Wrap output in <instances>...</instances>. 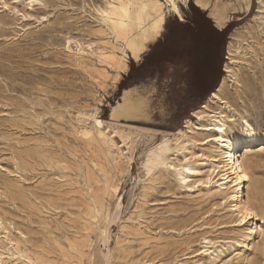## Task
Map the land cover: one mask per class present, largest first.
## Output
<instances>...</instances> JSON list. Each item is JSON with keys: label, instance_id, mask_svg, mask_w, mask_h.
<instances>
[{"label": "rangeland", "instance_id": "374dc122", "mask_svg": "<svg viewBox=\"0 0 264 264\" xmlns=\"http://www.w3.org/2000/svg\"><path fill=\"white\" fill-rule=\"evenodd\" d=\"M107 1L0 0L4 264H264V235L257 242L251 237L255 224L264 228V0L255 5L251 0H207L210 9L226 10L228 49L231 41L244 47L230 64L237 83L228 81L221 93L231 108L226 110L229 130H238L246 117L259 132L251 145L256 155L250 197L257 216L243 225L236 223L242 218L234 210L236 190L215 189V178L209 179L216 155L212 144L195 148L202 157L189 154L200 171L188 184L173 169L155 170L149 177L144 166L149 149L164 133L173 137L186 119L197 121L193 112L227 74L228 50L219 80L212 84L194 83L191 64L179 59L160 63L142 80L125 79L131 62L139 64L151 44L140 59L127 58L129 69L115 83L110 65L93 55L80 58L88 43L111 47L99 12ZM191 2L198 6L195 0L179 1L184 19L195 13ZM175 19L181 20L168 12L167 23ZM134 86L151 98V114L117 124L132 132L129 168L123 161L112 162L95 137L82 135L77 114L98 107L101 118L109 120L111 106ZM211 108L224 110L219 103ZM115 140L122 145L119 137ZM113 156L120 160L117 152ZM109 184L118 187L121 205ZM205 237L214 242L212 253L200 255Z\"/></svg>", "mask_w": 264, "mask_h": 264}, {"label": "bare ground", "instance_id": "6f19581e", "mask_svg": "<svg viewBox=\"0 0 264 264\" xmlns=\"http://www.w3.org/2000/svg\"><path fill=\"white\" fill-rule=\"evenodd\" d=\"M179 1L172 0V3L179 10L177 13L169 7V0H134V2L140 3L141 5H147V7L130 10V15L124 17L118 9L121 4H127L129 0H108L106 7H101L99 12L109 13L108 17H102L109 30L111 47H102L96 43H88L86 48L81 49L80 58L93 55L99 58L101 62L110 65L116 72L115 83H117L121 80L123 71H126L129 67L127 58L131 56L135 60L140 59L142 53L148 48V43L161 34L168 12H175L182 16ZM195 2L200 7L209 10L219 25H225L228 19L225 8L214 7L210 9L207 0H195ZM157 4L161 5V7L157 8ZM121 25H124V27H121ZM118 36L120 38H117ZM243 50L244 47L240 42H230L228 56L231 62H227L226 64L227 74L221 86L212 93L208 102L199 110L194 111L193 115L197 121L194 122L188 118L185 121V127H181L173 132V137L164 133L161 140L156 141L155 146L149 149L148 157L144 162L149 177H152L155 170L173 169L177 179L184 183L186 181L185 184H188V180L192 177V174L200 171L195 163L190 160L189 154L202 157L204 155L196 152L195 148L199 144H212L216 147V155L211 157L212 165H209V171L213 174L210 178L212 180L215 178L213 187L215 189H228L232 186L236 190L232 195V199L235 201L234 210L239 215L245 209L255 213L252 203L253 200L251 201L250 197L251 182L253 179L251 173L255 163L252 158L256 155L254 153L252 154V144L257 142L259 132L246 117L241 119L238 130L234 132L229 130V118L231 115L226 110H231V108L229 102L221 93L228 81L237 83V72L230 64L237 61L236 56L241 55ZM137 92V89L128 91L122 99L121 94L120 99L111 106L109 120L101 118L98 107L79 110L77 114V121L82 124L81 133H91V136L95 137L104 147L107 157L112 162L123 161L129 168L134 159L132 145L130 143L132 132H126L119 128L117 124L122 118L128 119L124 115V110L130 107ZM146 96L147 94H145V99L147 98ZM212 103H219L224 110L217 111L212 109ZM150 106L151 103H148V106L145 104L141 113L139 115L131 114V118H149L151 110L148 109ZM97 120L100 121V124L96 123ZM245 120L248 121L250 130L244 128L243 122ZM221 129H224V131L221 132ZM196 134H203L204 137L201 139L196 138ZM116 136L121 139L122 145L116 142ZM217 136L221 137V140H217ZM187 138H190V140ZM260 150L264 151V144H262ZM114 152L118 153L120 160H117L113 156ZM180 155H182V158H179ZM108 190L115 193L118 198L117 205H121L122 197L118 193V187L109 184ZM255 216H257L256 213ZM263 235L264 228L261 225L255 224L251 229V237H253L254 242H257ZM9 243L12 248L19 250L15 241L10 239ZM205 243L203 245L205 248L204 251L198 254L212 253L210 248L214 245V242L205 237ZM198 251L201 250L198 249ZM8 252L9 254H13V252L11 253V249H8ZM4 259V253H0V264H4Z\"/></svg>", "mask_w": 264, "mask_h": 264}, {"label": "crops", "instance_id": "0c3cea01", "mask_svg": "<svg viewBox=\"0 0 264 264\" xmlns=\"http://www.w3.org/2000/svg\"><path fill=\"white\" fill-rule=\"evenodd\" d=\"M202 9L206 11L207 14L195 12L196 14L194 13L189 19H184L183 14L180 16L173 12L175 15L179 16V18L182 17V19H175L173 22L167 23L166 18L165 25L167 30L164 29L165 25L163 28V31L166 30V32L164 33L162 31L157 38L148 43V46L151 44V47L147 53L152 54L153 58L157 61L155 68L162 62L175 59L189 62L188 64H191V67H189L192 69L194 75L192 78L194 83L208 85L212 84L215 79L219 80L218 76L222 73V64L226 57V50H228L227 41L229 34L223 31L224 27L228 24L227 22L225 25H219L208 10ZM146 50L144 52H146ZM128 69L125 71L126 73ZM224 78L225 77H223V79ZM220 85L214 91H216ZM135 89L138 91L136 97L132 100L130 107L124 110V115L127 116L128 119H132L130 116L131 114L139 115L144 105L146 104L148 106V103H151L149 95H147L145 99V94L141 93L136 86L124 89L121 99L128 91H134ZM214 91L210 93L204 102L209 100ZM204 102L202 103L203 105L205 104ZM148 110H150V108Z\"/></svg>", "mask_w": 264, "mask_h": 264}, {"label": "snow or ice", "instance_id": "6c2138e0", "mask_svg": "<svg viewBox=\"0 0 264 264\" xmlns=\"http://www.w3.org/2000/svg\"><path fill=\"white\" fill-rule=\"evenodd\" d=\"M251 4L255 5L256 4V0H251ZM3 7L5 9H7L8 5L7 4H3ZM142 7H147V5H141L140 3L134 2V0H129V2L127 4H121V6L119 7L118 11L120 13H122V15L124 17H128L130 15V10H135L137 8H142ZM156 7L159 8V7H161V5L157 4ZM169 7L178 13L179 10L177 9L176 5L174 3H172V0H169ZM262 11H264V9H262ZM101 15L104 16V17H108L109 13L108 12H102ZM180 18L182 19V17H180ZM121 27H124V25H121ZM117 38H120V37L118 36ZM96 123L100 124V121L97 120ZM243 125H244V128L246 130H250L247 120H245L243 122ZM223 131H224V129H221V132H223ZM82 135L85 136V137H90L91 133L85 132V133H82ZM216 139L217 140H221V137L217 136ZM209 179H211V178H209ZM245 179H247V178L245 177ZM185 183H186V181H185ZM201 183H203V182H201ZM240 215H241L242 218L239 219L236 222L237 225H243V224L247 223L249 220H251L252 218L255 217V213H253V212H251V211H249L247 209L243 210L240 213Z\"/></svg>", "mask_w": 264, "mask_h": 264}, {"label": "trees", "instance_id": "16d2710c", "mask_svg": "<svg viewBox=\"0 0 264 264\" xmlns=\"http://www.w3.org/2000/svg\"><path fill=\"white\" fill-rule=\"evenodd\" d=\"M190 8L194 12L202 13V14H207L206 11L202 10L199 6H196L192 2L190 3ZM223 31L229 32V25L226 26ZM157 65V61L155 58H153V55L150 53H146L144 59L137 64L136 62L132 61L131 62V69L126 76L125 79H132L133 82L139 81L144 79L148 74L152 73L154 67ZM125 79L121 81L120 87H123L125 84Z\"/></svg>", "mask_w": 264, "mask_h": 264}]
</instances>
